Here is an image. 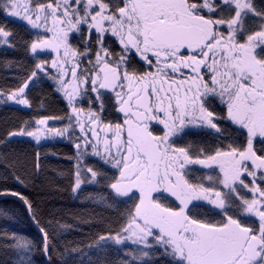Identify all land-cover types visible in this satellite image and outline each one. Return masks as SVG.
Here are the masks:
<instances>
[{"label": "snow or ice", "instance_id": "1", "mask_svg": "<svg viewBox=\"0 0 264 264\" xmlns=\"http://www.w3.org/2000/svg\"><path fill=\"white\" fill-rule=\"evenodd\" d=\"M0 16V46L32 60L0 103L31 109L47 81L65 102L0 143L67 139L72 192L113 214L61 243L72 226L4 188L37 235L5 231L0 264H264V0H0Z\"/></svg>", "mask_w": 264, "mask_h": 264}, {"label": "trees", "instance_id": "2", "mask_svg": "<svg viewBox=\"0 0 264 264\" xmlns=\"http://www.w3.org/2000/svg\"><path fill=\"white\" fill-rule=\"evenodd\" d=\"M3 17L0 16V21ZM21 36L28 38L21 32ZM43 58V57H41ZM5 61H17L18 64L5 66ZM32 60L24 53L20 44L15 49L0 46V89L9 90L16 87L18 79H23L31 70ZM51 82L38 84L31 89L29 97L33 101L31 109L16 105L14 102L0 103V139L6 136L8 131L19 127L25 119L38 115L63 116L65 102L59 94L55 93ZM43 104L41 106V102ZM87 106L86 104L84 105ZM66 122V121H65ZM50 127H62L60 122H51ZM74 146L64 138H50L42 141L38 146L35 141L28 137H20L5 145L0 143V191L9 188L12 191L21 192L33 203V207L39 213V219L47 224L52 221V227L56 221L72 226L73 230L61 235V243L64 241H84L88 233H96L101 230L100 226H83L77 228V219L95 215L112 216V213L103 212L100 208L85 202L84 197L96 189L92 186H82L83 192L73 193L71 190L72 177L70 170L74 162L69 159L74 155ZM40 153L39 170L35 165L36 153ZM7 159H3V157ZM15 161L12 169H6L5 164ZM63 172L64 175H60ZM13 173L19 175L24 184H19L13 179ZM0 210H7V217L0 215V237L4 232L18 233L27 237L37 235L36 229L25 210V206L14 197L0 199ZM51 231V229H50ZM4 241L0 239V245ZM12 256L0 246V262L7 261ZM39 262L43 257L37 255Z\"/></svg>", "mask_w": 264, "mask_h": 264}, {"label": "water", "instance_id": "3", "mask_svg": "<svg viewBox=\"0 0 264 264\" xmlns=\"http://www.w3.org/2000/svg\"><path fill=\"white\" fill-rule=\"evenodd\" d=\"M5 197H12V196H10V195H0V199H2V198H5ZM15 198V197H14ZM16 199H18V198H16ZM19 200V199H18ZM34 225V224H33ZM35 227V226H34Z\"/></svg>", "mask_w": 264, "mask_h": 264}]
</instances>
